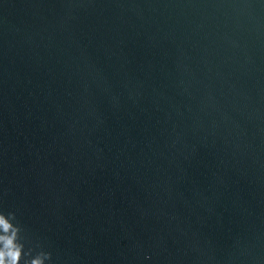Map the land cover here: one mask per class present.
<instances>
[{"label":"water","instance_id":"water-1","mask_svg":"<svg viewBox=\"0 0 264 264\" xmlns=\"http://www.w3.org/2000/svg\"><path fill=\"white\" fill-rule=\"evenodd\" d=\"M0 212L46 264H264V0H0Z\"/></svg>","mask_w":264,"mask_h":264},{"label":"clouds","instance_id":"clouds-1","mask_svg":"<svg viewBox=\"0 0 264 264\" xmlns=\"http://www.w3.org/2000/svg\"><path fill=\"white\" fill-rule=\"evenodd\" d=\"M15 221L14 213L0 212V264H46L50 261L51 253L39 251L33 256L35 249L26 251L22 228Z\"/></svg>","mask_w":264,"mask_h":264}]
</instances>
